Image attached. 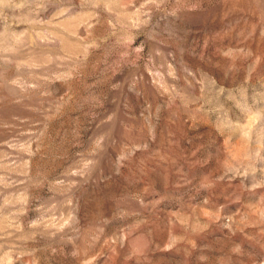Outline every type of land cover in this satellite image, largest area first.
<instances>
[{"label":"rangeland","instance_id":"1","mask_svg":"<svg viewBox=\"0 0 264 264\" xmlns=\"http://www.w3.org/2000/svg\"><path fill=\"white\" fill-rule=\"evenodd\" d=\"M0 264H264V0H0Z\"/></svg>","mask_w":264,"mask_h":264}]
</instances>
